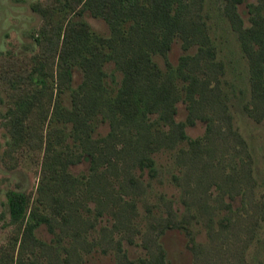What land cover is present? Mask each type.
Listing matches in <instances>:
<instances>
[{"label": "rangeland", "instance_id": "374dc122", "mask_svg": "<svg viewBox=\"0 0 264 264\" xmlns=\"http://www.w3.org/2000/svg\"><path fill=\"white\" fill-rule=\"evenodd\" d=\"M45 1L0 0V61L35 51L33 38L43 17L34 7ZM181 2L205 43L185 45L175 33L165 57L152 54L160 77L171 79L173 119L183 123L184 136L174 141L157 138L158 131L171 135L160 105L140 106L128 124L118 115L114 119L103 101L104 107L85 103L84 108V96L93 97L85 61L71 65L61 101L81 121L76 128L68 120L51 123L50 105L44 117L29 112L37 103L28 106L0 77V264H9V257L12 264H264V115L251 102L257 71L239 45L225 0L172 1L169 18L157 13L158 32ZM236 11L240 26L256 25L264 39V27L251 21L254 15L264 20V0H241ZM64 15L55 11L53 18L65 20ZM72 18L86 21L96 35L110 34L108 23L87 8ZM261 68L258 83L264 82V64ZM101 69L108 95L120 86L121 72L111 60ZM193 78L214 90L210 102L196 109L213 124L191 110L192 101L200 99ZM27 115L29 136L19 129ZM114 139L116 148L127 147L133 162L107 169L83 158L88 141L101 147ZM47 145L63 161H55L61 180L49 189L41 177ZM144 153L151 162H138ZM92 174L95 182L89 181ZM9 190L24 192L27 212L38 209L48 223L29 236L22 224L10 225ZM48 193L57 200L50 201Z\"/></svg>", "mask_w": 264, "mask_h": 264}, {"label": "trees", "instance_id": "16d2710c", "mask_svg": "<svg viewBox=\"0 0 264 264\" xmlns=\"http://www.w3.org/2000/svg\"><path fill=\"white\" fill-rule=\"evenodd\" d=\"M172 1L181 0H50V2L46 0L41 2L39 6L34 7L43 17L37 35L33 38L35 51L21 59L11 55L2 57L0 77L4 87L10 88L18 96L22 95L28 106L33 105L35 101L37 104L30 107L29 112L34 111L44 117L50 105L52 115L49 121L51 123L57 120H68L76 128L81 121L73 118L72 110L61 101L68 88L71 65L85 61V77L93 97L85 100L86 96H84V108L86 104H94L96 108H101L100 105L104 107L105 105L101 102L103 101L107 103V109L110 110L114 119L118 115L119 119L128 124L134 123L140 106L160 105L169 123L171 135L169 137V134L158 131V136H161L157 138L174 141L177 137H183L182 121L176 122L173 119L176 96L171 79L169 76L160 77L161 70L152 59V54L158 51L165 57L171 37L175 33H178L185 45L195 41L202 43L205 41L198 39L203 32L183 10L187 5L182 2L177 12H173L172 21L167 25L160 23L159 28L163 29L157 31L156 27L159 24L155 23L157 13L169 18ZM239 2L241 0H225L226 12L233 26L237 24L235 29L237 28L239 45L246 53L252 71H257L254 75L258 76L264 64V62L261 64V59L264 58L263 35L261 36V30L256 25L255 27L240 26L241 19L236 11V4ZM86 8L108 23L110 28L108 36L96 35L89 30L86 21L81 18H72L74 15L79 16ZM62 10L65 20H55L53 18L55 11ZM251 21L252 23L260 22V25L264 27V20L258 15L252 16ZM110 60L120 70L122 78L115 92L105 95L106 90L101 79V75L104 74L101 64ZM255 76L251 77L252 83L255 84L251 93V102L254 107L259 106V110L264 115V82L258 83ZM192 85L198 90L200 99L192 101L191 110H194V114L199 118L207 119L210 124H213L211 117L196 111L201 107V103L210 102L208 98L213 95V88H209L207 81L201 84L194 78ZM112 91L109 89V92ZM103 114L104 118H109L107 110H104ZM27 118L28 115L24 120H19L21 131L29 125L25 121ZM91 128L93 129V125ZM24 132L28 134L27 136L30 135L29 128ZM116 136L118 135H114L113 138ZM80 138L85 140V136ZM108 141L102 142L101 147L94 141H88L83 158L94 167L105 163L107 169L119 168L126 160L133 162L126 146L116 148V139L111 143ZM48 148L47 145L44 151L43 161L46 160V162L43 163L41 177L44 178L43 184L49 189L57 183L56 180H61V176L55 173V161L61 163L63 161L57 154L49 153ZM137 160L139 163L151 162L146 153ZM91 180L96 181L93 179V174L89 181ZM47 197L50 201L58 198L49 193ZM5 208L7 222L12 226L22 224L23 233L28 236L37 225L49 221L45 215L38 213V209L32 208L27 212V197L20 190L7 191ZM8 260V263L12 264V257Z\"/></svg>", "mask_w": 264, "mask_h": 264}]
</instances>
